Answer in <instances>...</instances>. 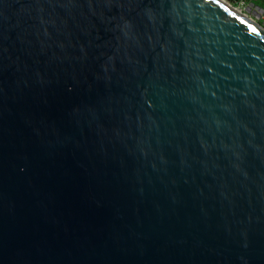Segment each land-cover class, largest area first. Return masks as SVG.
Wrapping results in <instances>:
<instances>
[{
  "label": "water",
  "instance_id": "obj_1",
  "mask_svg": "<svg viewBox=\"0 0 264 264\" xmlns=\"http://www.w3.org/2000/svg\"><path fill=\"white\" fill-rule=\"evenodd\" d=\"M242 1L0 0V264H264Z\"/></svg>",
  "mask_w": 264,
  "mask_h": 264
},
{
  "label": "built area",
  "instance_id": "obj_2",
  "mask_svg": "<svg viewBox=\"0 0 264 264\" xmlns=\"http://www.w3.org/2000/svg\"><path fill=\"white\" fill-rule=\"evenodd\" d=\"M234 7V5H232ZM236 9H241V12L244 13V14H247L246 13V8H247V5L245 3V1H242L239 5V7H235ZM248 15V14H247ZM250 16V15H249Z\"/></svg>",
  "mask_w": 264,
  "mask_h": 264
},
{
  "label": "rangeland",
  "instance_id": "obj_3",
  "mask_svg": "<svg viewBox=\"0 0 264 264\" xmlns=\"http://www.w3.org/2000/svg\"><path fill=\"white\" fill-rule=\"evenodd\" d=\"M245 1V3H246V5H248L247 4V1L246 0H244ZM253 2L256 4V6H260L261 5V2H260V0H253ZM262 22H263V19L261 18L260 20H257V23L259 24V25H261L262 26Z\"/></svg>",
  "mask_w": 264,
  "mask_h": 264
},
{
  "label": "trees",
  "instance_id": "obj_4",
  "mask_svg": "<svg viewBox=\"0 0 264 264\" xmlns=\"http://www.w3.org/2000/svg\"><path fill=\"white\" fill-rule=\"evenodd\" d=\"M246 1H247V4L253 2V0H246ZM260 2H261V5H264V0H260ZM258 6H259V5H258ZM259 7H261V6H259Z\"/></svg>",
  "mask_w": 264,
  "mask_h": 264
},
{
  "label": "flooded vegetation",
  "instance_id": "obj_5",
  "mask_svg": "<svg viewBox=\"0 0 264 264\" xmlns=\"http://www.w3.org/2000/svg\"><path fill=\"white\" fill-rule=\"evenodd\" d=\"M261 6V8H263L264 9V5H260Z\"/></svg>",
  "mask_w": 264,
  "mask_h": 264
}]
</instances>
